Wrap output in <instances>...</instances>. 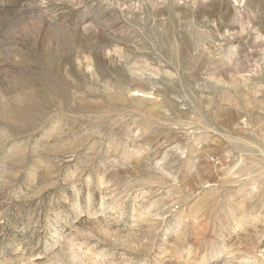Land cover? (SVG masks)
Masks as SVG:
<instances>
[{
	"label": "rangeland",
	"instance_id": "obj_1",
	"mask_svg": "<svg viewBox=\"0 0 264 264\" xmlns=\"http://www.w3.org/2000/svg\"><path fill=\"white\" fill-rule=\"evenodd\" d=\"M0 264H264V0H0Z\"/></svg>",
	"mask_w": 264,
	"mask_h": 264
}]
</instances>
